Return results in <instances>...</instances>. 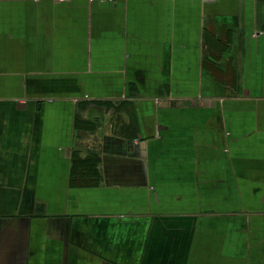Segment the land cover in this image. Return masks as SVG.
<instances>
[{
  "label": "crops",
  "instance_id": "crops-1",
  "mask_svg": "<svg viewBox=\"0 0 264 264\" xmlns=\"http://www.w3.org/2000/svg\"><path fill=\"white\" fill-rule=\"evenodd\" d=\"M0 264H264V0H0Z\"/></svg>",
  "mask_w": 264,
  "mask_h": 264
},
{
  "label": "trees",
  "instance_id": "trees-1",
  "mask_svg": "<svg viewBox=\"0 0 264 264\" xmlns=\"http://www.w3.org/2000/svg\"><path fill=\"white\" fill-rule=\"evenodd\" d=\"M94 158H95V156H94ZM85 161H86L88 164H90V165H91V164H92V165L95 164L94 160H91V159H87V160H85ZM92 165H91V168L93 167ZM94 166H95V165H94Z\"/></svg>",
  "mask_w": 264,
  "mask_h": 264
}]
</instances>
